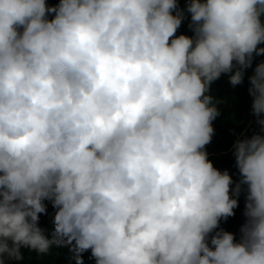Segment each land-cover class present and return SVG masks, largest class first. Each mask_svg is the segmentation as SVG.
<instances>
[{"label": "clouds", "instance_id": "1", "mask_svg": "<svg viewBox=\"0 0 264 264\" xmlns=\"http://www.w3.org/2000/svg\"><path fill=\"white\" fill-rule=\"evenodd\" d=\"M256 57L264 0H0V264L63 248L69 264H264ZM249 68L258 131L233 143L234 182L205 148L212 85ZM242 191L237 239L220 222Z\"/></svg>", "mask_w": 264, "mask_h": 264}, {"label": "trees", "instance_id": "2", "mask_svg": "<svg viewBox=\"0 0 264 264\" xmlns=\"http://www.w3.org/2000/svg\"><path fill=\"white\" fill-rule=\"evenodd\" d=\"M46 2L52 5L58 3V0H46ZM187 2L188 0H178L181 8H185ZM189 20L190 16H187L178 29L177 35L181 33L192 35L188 28ZM261 59H264V57L255 58L253 68ZM253 68L246 70L244 81L240 85L233 87L229 83L227 74H222L221 78L212 85L213 95L221 101V103L217 104L220 115L212 122L214 134L211 142L205 148L208 159L212 161L214 167L221 172L227 170L234 182L238 181L240 177L233 155V143L238 138L242 139L245 135L250 137L254 132L258 131V125L254 122L255 117L253 116L252 124L248 127L249 118L245 115L252 104V97L248 93V76L252 75ZM246 129L247 131L243 134ZM218 153L221 154L219 155ZM45 203L47 215L41 214L39 223L41 227L49 228L51 227V218L55 209L50 202L45 201ZM244 203V192L242 191L239 198V206L234 210L235 215L229 217L226 221L221 220L220 222V227L234 233L237 239L240 236V227L246 219L243 215ZM55 251L59 252L58 257L50 255L45 257L43 261H37L35 253L30 256L27 250H24L25 260L13 262V264H69L67 248L56 249ZM89 257L90 251L83 254L85 264H94V261L90 260Z\"/></svg>", "mask_w": 264, "mask_h": 264}, {"label": "rangeland", "instance_id": "3", "mask_svg": "<svg viewBox=\"0 0 264 264\" xmlns=\"http://www.w3.org/2000/svg\"><path fill=\"white\" fill-rule=\"evenodd\" d=\"M249 109L250 110L245 114L246 117L249 118L248 127L252 124V120H253V115H252V112H251V105H250ZM246 131H247V129L245 131H243V133H245ZM218 154L220 155L221 153H218Z\"/></svg>", "mask_w": 264, "mask_h": 264}]
</instances>
